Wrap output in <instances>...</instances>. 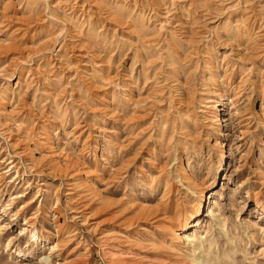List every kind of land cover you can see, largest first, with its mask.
<instances>
[{
  "label": "rangeland",
  "instance_id": "374dc122",
  "mask_svg": "<svg viewBox=\"0 0 264 264\" xmlns=\"http://www.w3.org/2000/svg\"><path fill=\"white\" fill-rule=\"evenodd\" d=\"M201 1L0 0V264H264V0Z\"/></svg>",
  "mask_w": 264,
  "mask_h": 264
},
{
  "label": "bare ground",
  "instance_id": "6f19581e",
  "mask_svg": "<svg viewBox=\"0 0 264 264\" xmlns=\"http://www.w3.org/2000/svg\"><path fill=\"white\" fill-rule=\"evenodd\" d=\"M201 4H202V7H203V9L204 10H206V9H208L209 7H211V3H210V1L209 0H202L201 2H200ZM199 3V4H200ZM197 11V10H196ZM199 11V10H198ZM200 11H203V10H200ZM198 13V12H197ZM201 13V12H200ZM4 16V15H3ZM9 16H12V15H9ZM199 17L201 18L202 17V15H199ZM198 17V18H199ZM185 18V17H184ZM194 18H196V17H194ZM197 18V19H198ZM205 18V17H204ZM141 19V18H140ZM10 20V19H9ZM14 20V19H13ZM150 20V19H149ZM192 20V19H191ZM201 20V19H200ZM7 21V20H6ZM181 21V20H180ZM203 21V20H202ZM7 22H9V21H7ZM11 22V21H10ZM130 22V21H129ZM184 22V21H183ZM3 23V22H2ZM182 23V22H181ZM180 23V24H181ZM194 23H196V21L194 22ZM7 24V23H6ZM182 24H184V23H182ZM182 24H181V26H182ZM189 23L187 22V25H188ZM197 24V23H196ZM195 24V25H196ZM187 25H185V26H187ZM6 26V25H5ZM163 26V25H162ZM178 26V25H177ZM191 26H192V24H191ZM190 26V27H191ZM194 26V25H193ZM247 26V25H246ZM6 28V27H5ZM9 28V27H8ZM177 28V27H176ZM23 29V28H22ZM190 29V28H189ZM259 29V27L257 26V24H255V22H252V24H250V26H248L246 29H244V28H240L239 30L242 32V34L243 35H245V37L246 38H248V40H250V39H252V40H254V39H256L257 41H259L261 38H263L264 37V33H261V34H257V33H259V31L260 30H258ZM144 30V29H143ZM258 30V31H257ZM126 32V31H125ZM177 32V31H176ZM128 34H129V36L131 37V38H133V40H137V42H139V43H136V44H138V45H136L135 43V45L137 46V47H141L142 45L143 46H146L147 44H149V43H151V41H153L150 37H148L147 36V34L144 32V31H142V30H140V25H139V21L137 20V19H135L133 22H132V24L130 25V27L128 28V32H127ZM195 33L196 32H194V31H192V30H185V31H182L180 34H179V36L181 35L182 36V41L180 42H173V40H172V42H171V49H172V54H173V56L174 57H177V58H179L181 61H186L187 60V58L188 57H191L194 53H193V51L194 50H189V52H188V54L186 53V54H184L183 53V49H184V47H187V46H189V47H191V45L192 44H195V41H196V39L194 40V38H195V36L193 37L192 35L194 34L195 35ZM202 33V32H201ZM159 34V33H158ZM165 35V34H164ZM177 35V34H176ZM199 35V34H198ZM197 35V36H198ZM154 36H156V37H158V35H155L154 34ZM167 36V35H166ZM152 37H153V35H152ZM244 37V36H243ZM155 38V37H154ZM201 38V37H200ZM158 39H159V37H158ZM170 39V38H169ZM155 40V39H154ZM168 40V39H167ZM263 40V39H262ZM197 42V41H196ZM253 42V41H252ZM251 42V43H252ZM11 43V42H10ZM13 43V42H12ZM15 43V42H14ZM131 43H133V42H131ZM153 43V42H152ZM160 43V42H159ZM258 43V42H257ZM8 44H9V42H8ZM140 44H141V46H140ZM164 44V43H163ZM200 44V43H199ZM255 44V43H254ZM10 45V44H9ZM12 45H14V44H12ZM16 45V44H15ZM196 45H198V43L196 44ZM256 45V44H255ZM254 45V46H255ZM11 46V45H10ZM19 46V45H18ZM258 46V45H257ZM252 47V46H251ZM1 48L3 49L4 47H2V45H1ZM17 48V47H16ZM144 49H145V47H143ZM160 48V47H159ZM196 48H197V46H196ZM245 48V47H244ZM248 48H249V46H248ZM261 50H259L256 54H257V57L258 58H264V43H262L261 44ZM1 49V50H2ZM6 49H8V48H6ZM5 49V50H6ZM18 49V48H17ZM141 49V48H140ZM195 49V48H194ZM240 49V48H239ZM242 49V48H241ZM259 49V48H258ZM160 50H161V48H160ZM199 50V49H198ZM242 50H244V49H242ZM255 50V49H254ZM4 51V50H3ZM10 51V50H9ZM15 51V50H14ZM200 51V50H199ZM246 51V50H245ZM250 51H253V50H251L250 49ZM249 51V52H250ZM1 52V51H0ZM140 52V51H139ZM142 52V51H141ZM247 52V51H246ZM4 53V52H3ZM198 53V52H197ZM196 53V54H197ZM244 53V52H243ZM254 53V52H253ZM252 53V54H253ZM143 54V53H142ZM241 56H242V54H240ZM245 55V54H244ZM194 56V55H193ZM209 56V55H208ZM196 57V56H195ZM207 57V56H206ZM244 57H247V56H244ZM249 57V56H248ZM248 57H247V60H248ZM255 57V56H254ZM256 57V58H257ZM194 57H192V59H193ZM242 58V57H241ZM252 58V57H251ZM257 58V59H258ZM189 59V58H188ZM245 59V58H244ZM254 59V58H253ZM150 60H151V58H150ZM153 60V59H152ZM211 60V59H210ZM246 60V59H245ZM251 60V59H250ZM249 60V61H250ZM155 61V60H154ZM188 61V60H187ZM212 61V60H211ZM252 61V60H251ZM254 61V60H253ZM153 62V61H152ZM149 63H151V62H149ZM148 63V64H149ZM154 63V62H153ZM153 63H151V64H153ZM185 63H187V62H185ZM155 64V63H154ZM209 64V63H208ZM154 66V65H153ZM215 67V66H214ZM214 69V68H213ZM149 70V69H148ZM152 72V71H151ZM151 72H150V74H151ZM159 72V71H158ZM191 72V71H190ZM217 72V71H216ZM216 72L213 70V76L215 77L216 76ZM146 74V73H145ZM182 74V73H181ZM195 74V73H194ZM209 74H211V73H209ZM180 75V74H179ZM193 75V74H192ZM167 76V75H166ZM195 76V75H194ZM193 76V77H194ZM145 77V76H144ZM189 77V76H188ZM188 77H186V79L188 78ZM192 76H191V78H193ZM205 77V76H204ZM148 78V77H147ZM135 79V78H134ZM136 80V79H135ZM188 80V79H187ZM152 81V80H151ZM147 82V81H146ZM185 82V81H184ZM189 82V81H188ZM128 84H129V82H127ZM131 83V82H130ZM149 83V82H148ZM183 83V82H182ZM186 83V82H185ZM216 84H217V82H216ZM219 84V83H218ZM127 85V84H126ZM132 85V84H131ZM123 86V85H122ZM187 86V85H186ZM147 87H148V85H147ZM144 89V88H143ZM123 90L124 91H126L127 92V101L129 102V104H130V106H133L134 108H137V107H140L141 105H144V103L148 100L147 99V97L148 96H143L142 98H140V97H138V98H135V95H134V92L132 91V88H131V90H129L128 88H126V87H124L123 86ZM137 90H141V89H137ZM150 96V95H149ZM150 98V97H149ZM152 98V97H151ZM237 98V97H236ZM234 99V98H233ZM155 102V101H154ZM209 102H212L211 100L209 101ZM223 101H221V103H222ZM233 102V101H232ZM156 103V102H155ZM224 103V102H223ZM224 109V108H223ZM221 107H220V105H218V104H213L212 106H211V111H209L208 112V114H209V116L207 117V118H210L211 119V121L216 125V132H219V130H220V126L222 125V122H221V117H220V111H222L223 110ZM121 117H119L118 116V122H121ZM130 121V120H129ZM196 134H197V132H195ZM191 134V133H190ZM190 138V137H189ZM131 142V141H130ZM132 143H134V141L132 142ZM194 144V143H193ZM196 144V143H195ZM129 146H132L131 144L129 145ZM183 175H184V173H183ZM188 180V179H187ZM192 181V180H191ZM188 182V181H187ZM193 183L192 184H194V181H192ZM191 184V185H192ZM209 198H211V196L209 197ZM169 200V199H168ZM168 203V202H167ZM163 205H164V208H163V210H164V213H166V214H169L170 213V215H172V213L174 212L173 211V209H171V207L170 206H172V205H168V204H164L163 203ZM163 207V206H162ZM157 209V208H156ZM203 209H204V204L202 203V202H200L199 204H198V206L197 207H195V209H194V211L192 212V213H190V214H184L183 216H182V218L179 220V222H177V223H173L172 224V227L170 228V233H171V235H172V237H173V239L174 238H178L179 236H181V239H180V241L179 242H181L182 243V245L183 244H186V242L187 241H189V239H190V234H188V231L189 230H192L194 227H196L197 225H198V220H199V217L201 216V214H202V211H203ZM175 213V212H174ZM175 217V216H174ZM179 217V216H178ZM23 234V233H22ZM28 234V233H27ZM39 239H40V236H39V234L37 233V232H31V234H30V239H29V242H32V244L33 245H36V244H39L38 242H39ZM124 246V245H123ZM127 254H128V252H127ZM136 254V253H135ZM179 254V253H178ZM176 262V261H175ZM174 262V263H175ZM177 263V262H176Z\"/></svg>",
  "mask_w": 264,
  "mask_h": 264
}]
</instances>
